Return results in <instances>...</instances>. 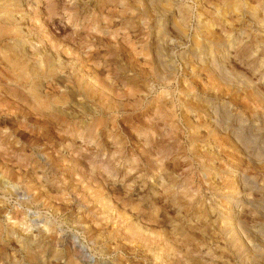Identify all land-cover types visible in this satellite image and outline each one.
Segmentation results:
<instances>
[{"label":"rangeland","instance_id":"374dc122","mask_svg":"<svg viewBox=\"0 0 264 264\" xmlns=\"http://www.w3.org/2000/svg\"><path fill=\"white\" fill-rule=\"evenodd\" d=\"M0 264H264V0H0Z\"/></svg>","mask_w":264,"mask_h":264}]
</instances>
